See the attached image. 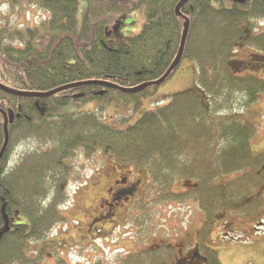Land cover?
<instances>
[{
	"label": "trees",
	"instance_id": "obj_1",
	"mask_svg": "<svg viewBox=\"0 0 264 264\" xmlns=\"http://www.w3.org/2000/svg\"><path fill=\"white\" fill-rule=\"evenodd\" d=\"M179 1L88 0L78 29L79 0H0V6L7 3L10 10L0 11L2 85L41 93L91 81L47 97L0 89V150L5 123L8 132L0 157V231L4 215L9 221L22 214L27 218L0 236V264H43L45 256L54 264H66L68 250H91L98 239H114L119 219L107 221L113 228L105 232V221L92 223L100 212L98 203L90 214L85 213L88 207L82 209L86 225L75 206L79 187L87 186L90 178L84 163L97 153L108 159L104 172L113 173L109 185L124 168H133L145 173L150 194L145 197L146 188L136 206L140 214L129 218L145 245L95 264L171 262L176 247L151 233L162 229H157L153 214L162 201L198 207L207 224L217 216H253L259 211L264 202V151L251 150L256 126L236 113L252 108L264 92V80L238 73L232 62L239 46L264 55V31L256 30L257 22L264 20V0H188L176 15ZM29 7L45 12L44 19L25 23L24 17L17 23V14ZM138 10L143 14L139 33L119 36V27L127 25L124 18ZM185 18L189 28L180 61L194 63L196 86L172 94L133 124L117 128V121L125 125L177 69L179 63L160 85L152 83L175 59ZM141 84L146 86L140 91L124 90ZM72 102L94 103L97 111L58 113ZM108 108L111 121L103 115ZM219 113L227 118L218 121L214 155L209 115ZM22 144L26 146L8 168ZM70 181L78 183L72 191ZM163 222L167 226L168 221ZM168 227L179 235L181 224ZM204 257L205 264H220L213 250H206Z\"/></svg>",
	"mask_w": 264,
	"mask_h": 264
},
{
	"label": "rangeland",
	"instance_id": "obj_2",
	"mask_svg": "<svg viewBox=\"0 0 264 264\" xmlns=\"http://www.w3.org/2000/svg\"><path fill=\"white\" fill-rule=\"evenodd\" d=\"M87 2L88 0H79V6L77 11L78 29L82 26L84 11L87 6ZM28 9L29 11L34 10L35 11L34 14L37 12V8L31 9L29 7ZM0 11L3 12V14H6L7 12L10 11L7 3H3V5H1ZM20 16L17 14V17L15 19L16 21H18L17 23L22 21V20L19 21V19L21 18ZM43 16H45V13L38 10L36 20L38 21L40 19H43L44 18ZM26 21L29 20L26 19ZM123 22L126 23L127 25H121L119 27L118 29L119 36L132 37L134 35H137L141 30V26L143 23L142 10H138L135 13L126 16ZM263 30H264V23H259L258 31H263ZM251 52L252 50L250 48L241 47L238 49V52L236 53L237 54L236 57L245 56L247 53L248 55L249 54L252 55ZM191 63L192 61L188 59L181 60L180 64L178 65L177 69L174 71L172 76L159 86L155 94L143 100L140 108L134 114L131 115L129 121L125 125H120L119 122L117 121L115 123V126L117 128H124L131 125L145 111L152 109L153 107H155L160 103L166 102L172 94L191 88L196 82V74L193 71ZM245 65L246 68H242L239 70L240 74L250 73L255 75L256 77L264 79V64L262 63L260 58L256 59L254 62L251 61L247 62ZM239 66H240L239 64H236V68H239ZM61 109L66 112L75 111L76 113L96 112L97 105L94 103L78 104L72 102L66 106H63L58 110L59 114H64ZM250 110L251 111L246 112L241 117L242 119L252 122L256 125L257 132L250 140V147L251 150L254 152H262L264 151V93H262L259 96L258 101L254 103V105ZM103 115L107 118V120L111 121L110 119L111 108L105 110ZM224 115L226 114H217L214 117L209 115V117L212 119L213 122L212 152L214 155H215L216 143L218 141V121L221 119H226L227 117H224ZM107 120L105 119L106 122L112 124ZM24 146L26 145L22 144L14 151L11 160H14L16 158V155L22 152ZM107 160H108L107 157H104L102 153L101 154L97 153L93 157H91L86 162V164L84 163L85 165L84 168L86 170L87 175L90 178L87 180V184H88L87 186L83 185L84 187H79L80 189L78 190V192H80V195L79 198L77 195L76 205H75L76 211L78 212L77 215L79 218L82 219V221H84V225H86L89 221L88 218H86L87 216L86 214H90L92 212V209L97 205L99 198L101 196H105L104 195L105 191L113 178V173L111 171H109L106 174L104 172L106 167L110 166L109 163L107 165L108 162ZM13 164L14 161L11 162V166ZM94 172L96 173V178L93 177ZM92 181H96V182L93 183ZM68 183L72 184L70 187L71 191L74 190V188L78 185V183L71 181ZM143 183L144 184L146 183V177L144 172H143ZM149 194H150V188L147 187V192L145 194V197L148 196ZM159 204L160 206L156 207L153 210V214L155 213L157 215V218L155 217L157 229L158 228H162V229L151 233L153 237H158L162 239V242H172V244L176 247V251H177L176 255L178 256L177 258L182 259L183 255L187 254L191 247L193 248L196 247L195 252L193 253L194 255L198 254L199 256L203 257V255L206 253V250H213L216 252V256L221 264H264V202L257 217L229 215L226 217L227 219L226 222H224L225 219H222L221 221H215V223H213L214 221H212L211 224L207 227V229L203 233L201 229L204 226L205 220L202 211L198 207L190 206V204H188V206H183L182 204H178V206L175 207L176 208L175 211H173V215L167 219L169 215L168 210H170L169 207L172 204L167 203L165 201H162ZM85 207L89 208V210L85 212L86 214L82 211V209ZM135 208L136 207L133 208V211L135 210ZM178 208L181 209L178 210ZM185 210H187V212ZM137 213L138 211H136V214ZM179 213H182L184 217V222H183V226L181 225V230L179 235H174L175 232L173 231V233H170V229L172 228L168 230L169 228L168 226L169 224L172 226L180 225L175 220L176 215ZM138 214H140V212ZM65 215L67 216L68 221L69 220L72 221L69 212L65 213ZM118 215L120 218L119 220L122 221L121 224L123 225L127 224L128 220H126V214L119 213ZM21 216L22 217H20V215H17L12 217L10 220V225L23 223L24 221L27 220L26 216H24L23 214ZM177 216L180 217V214ZM164 217L165 220L162 219ZM260 218H262V220ZM116 219L117 217H114L113 219H110L108 222L115 221ZM163 221H168L167 226L164 225L165 223ZM129 223L132 224L130 220ZM127 226H125V228ZM112 228L113 227H110V225L106 223V226H104V231L111 232ZM251 228H252V232H250ZM130 230L132 231L130 237H134V241L126 238H120V234H117L116 235L117 242L115 249L120 250V246H122L127 251H132V250L140 249L145 245L144 241L142 240L138 241L137 236L140 238V234L138 233V230L134 224L130 226ZM73 232L74 231H71L70 234H72ZM85 232H86L85 228L84 230L83 229L80 230V233H85ZM77 236L78 234H75V237ZM174 237L175 238L178 237V239H176V241L175 239L172 240ZM196 241L199 243V245H196L195 243ZM146 246L149 245L147 244ZM76 251H77L76 249L68 250L67 254L70 255V260L73 261L77 260V256H79V254L76 253ZM115 252L118 251L115 250ZM59 257L63 259V254H60ZM44 258L45 259L43 264H54L51 257L45 256ZM55 258L57 257L55 256ZM184 262L186 264H191L190 259L189 261H184ZM195 264H205V263L204 261L199 263V261L196 260Z\"/></svg>",
	"mask_w": 264,
	"mask_h": 264
},
{
	"label": "flooded vegetation",
	"instance_id": "obj_3",
	"mask_svg": "<svg viewBox=\"0 0 264 264\" xmlns=\"http://www.w3.org/2000/svg\"><path fill=\"white\" fill-rule=\"evenodd\" d=\"M145 187L140 172L130 169L120 171L119 178L106 189V196L98 200L100 212L97 216L107 221L118 213L128 214L132 207L137 206Z\"/></svg>",
	"mask_w": 264,
	"mask_h": 264
},
{
	"label": "water",
	"instance_id": "obj_4",
	"mask_svg": "<svg viewBox=\"0 0 264 264\" xmlns=\"http://www.w3.org/2000/svg\"><path fill=\"white\" fill-rule=\"evenodd\" d=\"M186 1H188V0H180L178 2V4L176 5V8H175L176 15H181L180 14V8ZM235 1L244 2L245 0H235ZM188 28H189V20L185 18V22L183 24V30H182V34H181V39H180V45H179L178 53H177L175 59L173 60L172 64L168 68V70L165 72V74L161 78H159L158 80L152 82L155 85L161 84L167 78V76L172 72V70L175 69V67L179 63V61L181 59V56H182V52H183L186 36H187V33H188ZM85 83H91V81H89V82L86 81L84 83L69 84V85L62 86V87H59V88H56L54 90H51L49 92H44V93L20 92V91H16L14 89H11V88L4 87L1 84H0V89L3 90L6 93L13 94V95L47 97V96L53 95L54 93H56V92H58L60 90H64V89L71 88V87H75V86H78V85H81V84H85ZM100 84H103V83H100ZM103 86L115 87L112 84H103ZM145 86H146V84H141V85H138V86H135V87H132V88H124V90H126L128 92H137V91H140L143 88H145ZM10 117L12 118V113H10ZM4 133H5V141H4V144H3V146H2V148L0 150V157L2 156V154H3L4 150H5V147H6V144H7V139H8L7 125L6 124L4 126ZM4 218H5V228L0 232V236L2 235V233L4 231L7 230V227H8L7 226V224H8L7 219H6V217H4Z\"/></svg>",
	"mask_w": 264,
	"mask_h": 264
}]
</instances>
